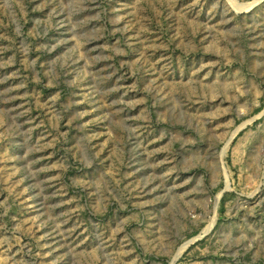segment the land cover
Here are the masks:
<instances>
[{
  "label": "rangeland",
  "instance_id": "374dc122",
  "mask_svg": "<svg viewBox=\"0 0 264 264\" xmlns=\"http://www.w3.org/2000/svg\"><path fill=\"white\" fill-rule=\"evenodd\" d=\"M253 1L0 0V264H264Z\"/></svg>",
  "mask_w": 264,
  "mask_h": 264
},
{
  "label": "bare ground",
  "instance_id": "6f19581e",
  "mask_svg": "<svg viewBox=\"0 0 264 264\" xmlns=\"http://www.w3.org/2000/svg\"><path fill=\"white\" fill-rule=\"evenodd\" d=\"M259 0H254L252 3L253 4H255L256 2H258ZM229 2V1H228ZM232 2V1H231ZM231 2H229L230 3V5H231ZM232 5H233V7L236 9L235 11H240V10H243L244 8H249V6L251 5H247V6H245V5H242V4H240V3H237V2H232ZM231 5V6H232ZM232 7V8H233ZM223 149V148H222ZM221 149V150H222ZM225 151V150H224ZM217 199V198H216ZM214 224V219H212L211 221H210V223L203 229V231L202 232H207L211 227H212V225ZM188 242V241H187ZM187 242H185V243H183L179 248H178V250H177V252H176V254H175V256H174V258H173V260L181 253V251L184 249V247H185V245L186 244H188Z\"/></svg>",
  "mask_w": 264,
  "mask_h": 264
}]
</instances>
